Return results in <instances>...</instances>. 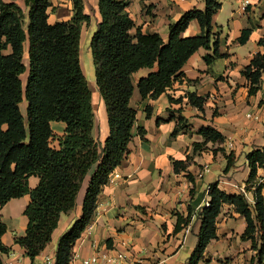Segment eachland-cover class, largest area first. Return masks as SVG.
I'll return each instance as SVG.
<instances>
[{
    "label": "trees",
    "instance_id": "trees-1",
    "mask_svg": "<svg viewBox=\"0 0 264 264\" xmlns=\"http://www.w3.org/2000/svg\"><path fill=\"white\" fill-rule=\"evenodd\" d=\"M73 16L67 21L49 22L51 0H25L29 7L26 16L15 2L0 0V207L10 200L30 195L24 213L28 219L24 236L15 242L25 248L34 261L52 240L60 217L74 209L82 184L91 175L82 205V215L61 235L54 264H69L76 241L93 219L98 196L110 181V175L124 160L133 135L137 110L131 99L137 88L142 99H157L184 76L183 67L200 48L212 49L205 61L211 64L222 57L219 40L213 38V16L221 7L220 0H205V8H192L169 24L165 41L160 33H145L127 10L130 0H98L101 20L93 34L91 47L96 67V84L105 102L110 133L104 144L95 138V110L92 91L80 60L82 25L91 17L85 13V0H71ZM192 20H197L201 34L185 37L183 32ZM27 21V22H26ZM252 27L243 29L239 42L245 44ZM28 42L29 75L24 86L21 75L27 70L24 63L25 43ZM264 46V38L259 41ZM137 83L134 73L154 68ZM264 53H257L242 71L250 82L249 94L261 88ZM189 103L204 112L206 97L186 93ZM171 103L182 98L169 97ZM27 102L25 118L21 103ZM264 103V100L261 102ZM147 106V116L151 115ZM173 118L175 116L173 115ZM172 136L185 130V117H177ZM53 121L66 124L64 135L58 137L51 127ZM145 129L139 127L144 137ZM202 142L194 143V151L202 150L209 142L222 143L225 136L208 125L199 130ZM228 171L234 163V153L228 156ZM250 175L246 190H254L255 204L244 193L229 194L218 182L209 186L210 205L198 212L201 221L197 243L186 264H199L208 244L218 237L217 218L224 204H232L244 215L247 227L242 239L251 240L257 249L256 232L264 237V180L258 183L259 169H264V147L246 154ZM176 172L186 168L185 161L174 160ZM36 176L34 188L29 178ZM194 180L192 174L187 175ZM193 209L186 217L178 214L175 231L179 232L192 221ZM7 224L0 212V264L2 254L11 248L3 242ZM263 250H261L262 254Z\"/></svg>",
    "mask_w": 264,
    "mask_h": 264
},
{
    "label": "crops",
    "instance_id": "crops-1",
    "mask_svg": "<svg viewBox=\"0 0 264 264\" xmlns=\"http://www.w3.org/2000/svg\"><path fill=\"white\" fill-rule=\"evenodd\" d=\"M4 1L19 4L28 15L29 7L25 0ZM51 1L52 6L48 10L50 23L67 21L73 16L71 0ZM249 1L243 10V0H220L221 7L214 14L212 23L213 38L219 40L222 57L207 64L204 57L212 55L213 50L200 48L183 67L184 76L157 99H142L135 89L131 99V105L137 110L133 138L124 160L113 171L121 177L110 180L99 194L93 219L74 244V264H81L83 258L97 251L123 249L125 245L131 249L133 264H186L188 259L182 262L179 256L183 250L193 251L197 243L201 226L198 212L206 201H210L209 186L218 182L219 188L229 194L246 190L250 175L246 154L264 147V103H261L264 100V71L261 88L254 95L249 94L250 82L242 75L253 57L259 52L264 53V46L259 45L264 38V0ZM192 8L204 9L205 0H130L127 10L143 32H158L167 41L169 24ZM84 11L91 19L82 25L81 36L96 31L101 20L98 0H85ZM247 27H252L251 34L247 42L241 44L239 37ZM199 34L201 27L197 20H192L183 32L185 37ZM25 48L28 55V42ZM24 59L29 62L28 58ZM80 60L85 73L81 57ZM155 70L156 67L140 69L133 75L135 83ZM188 92L206 97L204 112L189 103L185 97ZM170 96L183 100L171 103ZM147 106L151 108L150 116H147ZM98 107L94 134L104 144L110 133L108 116L106 105L99 99ZM180 115L185 117L186 128L172 136ZM208 125L222 132L224 142H209L207 147L216 146L194 151V143L204 140L199 130ZM51 127L58 143L66 124L53 121ZM139 127L145 129L144 137L139 134ZM230 153H234V163L225 171ZM174 160L185 161L186 168L176 172ZM205 168L208 170L204 172ZM94 170L95 167L87 174L76 206L61 215L52 240L34 261L26 254L25 248L15 242L16 237L26 233L28 219L24 211L30 195L14 198L0 207L3 221L7 224V232L2 239L11 248L9 253L2 254L4 264H54L61 235L82 215L83 200ZM189 173L194 180L187 176ZM263 180L264 169H259L258 183ZM38 183V177L29 178L31 188ZM246 192L249 203L253 205L254 190L251 188ZM190 208L193 209L191 223L176 232L178 214L186 217ZM246 227V217L236 212L232 204H224L217 218L218 237L208 244L206 252L214 257L238 255L242 244L250 249V255L255 254L256 250L251 249L252 241L242 239ZM261 236L262 231H257V240ZM241 258L236 256L232 263L243 264Z\"/></svg>",
    "mask_w": 264,
    "mask_h": 264
},
{
    "label": "rangeland",
    "instance_id": "rangeland-1",
    "mask_svg": "<svg viewBox=\"0 0 264 264\" xmlns=\"http://www.w3.org/2000/svg\"><path fill=\"white\" fill-rule=\"evenodd\" d=\"M94 32L95 31H89L85 35L82 34L81 46H80V57L84 63L85 75L87 77L89 87L92 91V101H93L94 110L97 113H99L98 99L101 101V103H103V105H105V102L102 99L101 94L96 84V67H95L92 47H91V42H92V37H93ZM24 58H28L26 48H25ZM24 63L27 67V70L21 75V79L23 81L24 86H26L28 75H29V62L24 59ZM26 107H27V102L24 101L21 104V109L23 111L25 118H27ZM215 146L216 145H212L210 147L204 146L202 150H205L207 148L213 149ZM202 150H199V151H202ZM257 245H258L257 249H255L252 243L251 249L256 250L255 254L253 253V255H250V249L245 248L242 244L240 248V253L238 255L233 253V254H226L221 257L218 255L214 257L213 255H210L209 253L205 251L202 264H233L232 262L235 260L236 256L242 257L241 259H243V264H264V237L261 236L260 240L259 239L257 240ZM261 250H263L262 254H261ZM191 252L192 251L183 250L179 256V260L182 262H185L189 258Z\"/></svg>",
    "mask_w": 264,
    "mask_h": 264
},
{
    "label": "built area",
    "instance_id": "built-area-1",
    "mask_svg": "<svg viewBox=\"0 0 264 264\" xmlns=\"http://www.w3.org/2000/svg\"><path fill=\"white\" fill-rule=\"evenodd\" d=\"M250 3L249 0H243L242 3V9L246 10L248 4ZM251 116V114H249ZM208 168L204 169V172L207 171ZM121 175L117 172L111 173L110 180H115L120 178ZM242 193L245 194L247 198V192L245 189H242ZM248 200V199H247ZM253 205L255 204V199L252 200ZM205 206H209V200L206 201L204 204ZM91 228V227H90ZM75 257L72 256L70 259L69 264H74ZM81 264H133V257L131 254V249L125 245L123 249L119 248H113V249H107V251H97L95 254L88 258H83L81 260Z\"/></svg>",
    "mask_w": 264,
    "mask_h": 264
}]
</instances>
